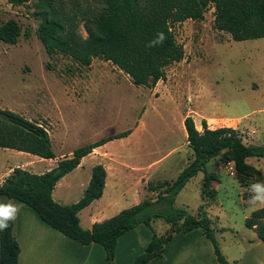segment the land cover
<instances>
[{"label":"rangeland","instance_id":"rangeland-1","mask_svg":"<svg viewBox=\"0 0 264 264\" xmlns=\"http://www.w3.org/2000/svg\"><path fill=\"white\" fill-rule=\"evenodd\" d=\"M59 1L72 12L99 8L104 0ZM36 5L37 0L15 7L8 0H0V26L14 19L22 28L16 45L0 41V108L43 125L58 158L132 130V135L110 141L103 148L115 156L114 162L105 164L116 175L111 179L116 186L112 193L125 194L121 210L156 199L147 181L154 185L165 180L174 182L192 161L184 125L189 116L202 122L206 116L212 128L232 127L245 144L264 146V38L234 41L215 28L212 8L203 21L174 27L177 41L184 47V60L168 67L166 80L149 89L133 85L110 62L95 59L87 68L62 53L50 56L37 35L40 22L34 17ZM80 33L88 37L83 25ZM199 128L203 130L202 123ZM17 153L0 148V169L30 162V158ZM95 161V157L88 158L58 190L55 200L63 205L77 203ZM47 166L37 162L26 170L39 174ZM207 167L210 182L221 183L217 195L208 187L204 193L209 198H204L201 172L177 196L174 207L193 213L205 199L217 197L209 211L221 220H213L212 228L229 224L236 231L245 229V220L264 208L248 204L250 185L264 183V159L249 158L240 166L230 152H224ZM11 202L18 208L26 207ZM115 210H106L104 216ZM81 219L85 228L90 217L84 213ZM168 234L164 232L162 237Z\"/></svg>","mask_w":264,"mask_h":264},{"label":"trees","instance_id":"trees-1","mask_svg":"<svg viewBox=\"0 0 264 264\" xmlns=\"http://www.w3.org/2000/svg\"><path fill=\"white\" fill-rule=\"evenodd\" d=\"M32 0H8L12 6H25ZM214 9V25L228 33L234 41L244 42L264 38V0H104L96 9L69 12L59 0H37L34 17L40 22L37 35L46 52L62 53L79 65L90 68L95 59L112 63L126 74L133 85L154 89L167 77V68L184 60V47L178 43L174 27L187 21H203ZM84 26L87 38L80 33ZM159 34L164 39L160 41ZM22 35L18 21L11 19L0 26V41L16 45ZM187 143L193 152L192 161L174 182L150 183L151 192H159L156 200H144L90 230L81 226L79 214L102 198L107 171L103 165L92 170V177L83 197L75 204L63 205L54 199L58 183L76 170L94 149L110 141L130 136L132 130L115 135L74 151L71 158L38 175L15 168L0 186V202L14 201L34 210L40 219L68 239L82 245L99 244L108 264H116L118 240L126 233L162 219L171 225L168 236L154 233L152 243L134 264H148L161 255L163 246L176 233L203 231L211 241L219 264H232L222 254L215 234L205 220L174 207L177 196L188 182L224 152H230L238 165L249 158L264 159V146L247 145L239 131L223 127L203 130L196 128L189 116L184 121ZM0 148L28 153L44 159H54L55 153L48 130L11 110L0 108ZM212 177L206 174L205 188ZM246 228L256 232L264 242V208L254 211L245 220ZM15 222L0 231V264H20L21 247L16 238Z\"/></svg>","mask_w":264,"mask_h":264},{"label":"crops","instance_id":"crops-1","mask_svg":"<svg viewBox=\"0 0 264 264\" xmlns=\"http://www.w3.org/2000/svg\"><path fill=\"white\" fill-rule=\"evenodd\" d=\"M204 118L210 129L223 128H212L209 121L210 118L206 116ZM194 121L196 128L201 131L199 124L202 123V121L197 120L196 118H194ZM105 145L106 144L94 149L90 155L86 156L76 170L68 174L58 183L53 194L55 199L58 190L67 183L72 174L83 168L82 166L88 158L95 157L97 158V161L92 164L90 168L91 172L89 171L86 175V183L84 182L85 184L83 185V189H85L84 193L91 181L93 168L97 165H103L105 167L107 171V180L102 198L93 202L79 214L82 228V215L85 213L90 217L88 225L83 228L85 230H90L95 223H101L111 219L123 211L121 210L122 206L120 202L125 194L122 193L118 195L117 191L115 194L112 193V191L116 189V186L115 184H112L111 179L116 178V175L114 173L112 174L110 171L111 167L105 164L106 161L114 162L115 156L104 151L103 148ZM73 154L74 152L69 156L63 155L60 158L55 154L56 157L54 159H44L28 153L19 152L17 153L18 156L30 158V162L27 164H14L15 166L13 169H9L8 167L0 169V186L15 168L26 170L37 164V162L48 163L49 166H47L46 170H42L38 174L41 175L54 169L61 160L71 158ZM31 156H34V158ZM32 160H35V162H32ZM30 163H32V165ZM120 166L123 168L122 164H120ZM205 170L204 178L202 180V194L204 198L208 199L209 197L204 193V187L206 186L205 178L207 173L208 175L211 173L208 167H206ZM136 182L137 185H139L138 180ZM142 183L143 182L141 181L140 185ZM214 183H210V188L212 187L217 195V188L221 183L218 181H216V184ZM146 184L148 187L150 182L147 181ZM108 190L111 191L109 195ZM151 194H156L157 199L159 192H151ZM106 199L107 201L105 202L104 200ZM206 199L204 204L197 208L196 212L188 213L197 219L208 222L210 228L216 234L215 237L217 236V242L226 259L232 264H264V242L258 238L256 232L248 228L236 231L229 224L217 229L212 228L213 220L216 219L217 222H220L221 220L219 216L215 217L210 215L209 211V208L217 200V197L213 200L211 199L212 201H206ZM18 209V214L14 220V232L21 247L19 259L20 264H24V262L25 264H108L105 250L101 245L95 243L91 245H82L78 242L72 241L43 222L38 214L31 208L19 207ZM111 209L116 210L113 211L110 216H104L106 210L110 211ZM156 222H158V230L155 228ZM33 223H35L36 227L33 226ZM170 227L171 225L167 224L164 220L157 219L151 224V227L141 225L123 235L118 240L116 247V264H134L135 261L146 252L147 248L152 243L154 233L161 237L164 235V232H170ZM148 264H219V262L211 241L206 237L202 230L197 229L188 233L174 234L163 246L162 254L154 257L148 262Z\"/></svg>","mask_w":264,"mask_h":264},{"label":"clouds","instance_id":"clouds-1","mask_svg":"<svg viewBox=\"0 0 264 264\" xmlns=\"http://www.w3.org/2000/svg\"><path fill=\"white\" fill-rule=\"evenodd\" d=\"M159 39H164L163 34H159ZM252 195L249 197L248 204L255 206H264V183H253L249 188ZM18 207L11 201L0 202V231L9 227V222L14 221L18 214Z\"/></svg>","mask_w":264,"mask_h":264},{"label":"built area","instance_id":"built-area-1","mask_svg":"<svg viewBox=\"0 0 264 264\" xmlns=\"http://www.w3.org/2000/svg\"><path fill=\"white\" fill-rule=\"evenodd\" d=\"M228 170H229V172H230L232 175H234V173H235V172H234V170H233V168H232V167H229V169H228Z\"/></svg>","mask_w":264,"mask_h":264}]
</instances>
